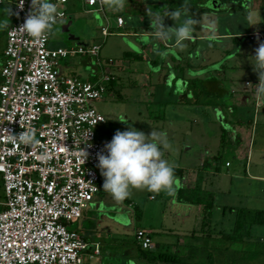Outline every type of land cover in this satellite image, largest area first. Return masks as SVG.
<instances>
[{
  "label": "rangeland",
  "instance_id": "1",
  "mask_svg": "<svg viewBox=\"0 0 264 264\" xmlns=\"http://www.w3.org/2000/svg\"><path fill=\"white\" fill-rule=\"evenodd\" d=\"M171 2L173 3L170 5L173 4L175 7L174 5L179 0ZM181 3L195 11L189 13L195 18L200 19L207 16L215 20L218 25V34L232 35L220 38L218 41L215 39L195 43L185 41L186 47L184 49L174 48L173 51H170L166 49L167 44L163 42L152 40L149 36L144 38L137 36L134 33L136 29L129 26V22H132L133 19L127 10L114 12L105 6V11L110 16L109 30L112 34L104 37L101 32L102 27L107 26L105 17H102L103 24L98 16L100 13L88 12L90 8L85 7L78 0H72L68 5L67 32H62L64 23H57L54 26L55 35H51L49 45L87 50L98 44L102 48L98 58L80 54L61 59L60 66L62 69H72L76 77L87 82L100 80L102 71L106 72V69H110L109 71L119 78L115 81L118 91L111 92L108 89L104 99L95 103L98 111L106 119V122L99 125L96 130L101 140L112 139L117 130L125 131L131 126L145 134L150 133L151 130L166 132L171 144H175L180 151L185 149L186 145H191L189 152H184L183 156L193 157V159L199 155L195 149L200 146L199 143L202 140L210 141L219 150L216 161L220 172L216 173L217 175L207 176L199 167L201 180L197 187L193 185L192 190L185 188L182 191V196L188 202L202 200L207 204L213 201L214 207L211 210V215L207 217L206 221L204 220V225L207 224L206 227L203 225V229L201 228L203 220L197 219L196 216L187 218V221L183 223V216L189 210L185 209V205L179 204L177 195L171 197L164 192L154 194L146 190L133 189L129 198L134 200L137 206L132 208L127 205L128 202L126 201L117 202L113 198L107 199L111 195L103 191V194L108 196L106 204L99 214H106L107 221L105 224L111 228L110 231L98 232L99 229H96L97 231L94 232L89 227L88 222L84 223V230H80V220L68 225L69 230H79L80 235L88 243L91 244L90 241L100 242L103 251L106 252H103L99 257L95 256L94 260L90 262L87 260L84 264H102L103 257L107 258L105 264H132V261L138 264H264L263 226H257L252 231L247 229L240 232L236 242L224 237V235L234 233L238 209L264 210V198H259L255 194L256 185L254 184L256 182L247 177L244 167L240 168L238 177L231 175L241 160L240 156L246 152L248 146L249 138L243 139L242 136L239 139L235 138L238 133L234 129V126L239 124L242 108L247 107L244 106V98L240 99L239 95L227 93L228 88L223 87L218 79L220 78L222 82L231 87L230 80L233 78V69H236L239 62L246 59L251 63L255 49L264 43L262 38L253 41L249 37L250 33L254 32H260L264 35V0H182ZM168 5L157 1V3H150L148 7L153 13L163 14ZM126 7L130 10L141 11L142 14L147 11L144 0H128ZM205 7L213 11L201 14L200 12ZM7 8H9L8 5L0 4V24L7 20L9 25L19 20V16L13 11L14 14L8 17L5 11ZM248 10L258 15L259 24L249 26L246 21ZM119 15H123L126 19V25L123 28L117 25ZM169 25H175V21L171 19ZM5 29L0 27V52L6 41ZM150 29L152 28L150 27ZM196 29L198 33L208 34L199 26ZM171 47L173 48V46H169V48ZM207 48L209 51L206 53ZM159 52H166V55L162 57L158 54ZM210 52L213 54L212 58L208 56ZM204 56L209 59L208 63H216L218 68L216 65L211 67L212 69L217 68L218 76L209 82L206 80L203 83L199 80L188 84L189 92L184 91L182 93L186 94L189 99L194 98L197 94L198 102L196 105H183V102L180 103L176 100L174 89L171 90V87H175L177 84L173 82L175 80L169 79L165 83L163 77L169 73L173 74V72L184 76L189 70L198 71L195 66H204L205 59H202ZM98 62L101 66H98ZM189 67L192 70L188 69ZM133 69H137L138 72L133 73ZM141 71L146 74V78H142ZM91 72L94 73L93 76L90 75ZM174 75L176 74L174 73ZM151 77H153L154 84L152 87L157 94L154 98L148 93L149 85L146 84V88L143 90V85L139 84L143 80L147 82ZM160 79L162 80L159 82ZM176 81L178 82V79ZM235 81L238 84L243 83L245 78L240 77ZM126 89L132 91L128 92ZM186 90L188 89L186 88ZM170 92H172L171 95ZM192 93L193 96L191 97ZM249 99V108L256 109L253 99ZM184 100H186L185 97ZM260 101V108L263 107L262 110H264V99ZM175 108L176 111H174ZM122 117L126 123L118 119ZM221 117L230 123L222 126V122L219 120ZM209 118H213V120L208 122ZM133 120L135 125H132ZM171 120L177 121V125L179 120V124L183 125V128H180L181 130L177 128V132H173ZM263 120L264 118H261V121ZM204 128L205 130H203ZM203 131L205 134L201 135ZM262 136L263 132L259 127L258 143ZM170 155L172 157L170 162L176 164L175 155L173 153ZM226 162H229L233 167L227 168ZM178 164L180 162H177V166ZM252 171L257 173V168L254 166ZM98 172L100 174L99 169ZM261 173L264 174V169ZM101 180L102 188L104 182L102 176ZM4 199L5 195L1 185L0 200ZM186 206L189 208L191 204ZM195 207L193 208L195 209ZM94 212L91 210V214L88 212L86 214L92 215ZM116 222L121 223V225ZM138 229H145L153 233V241L158 248L147 251L150 256L159 253H177L179 262L163 263L157 261L152 263L144 259L135 237ZM257 242L263 244L257 249L259 254L250 256V251L256 249ZM90 253V251L84 252V256H89Z\"/></svg>",
  "mask_w": 264,
  "mask_h": 264
},
{
  "label": "built area",
  "instance_id": "2",
  "mask_svg": "<svg viewBox=\"0 0 264 264\" xmlns=\"http://www.w3.org/2000/svg\"><path fill=\"white\" fill-rule=\"evenodd\" d=\"M50 2L56 5L57 23L65 20L62 7L68 0ZM20 3H13L19 21L7 31L1 68L0 191L2 185L5 199L0 200V264H84L91 244L68 225L81 220L101 192L97 153L111 139L98 137L96 130L106 119L95 103L104 99L115 76L109 69L96 82L62 75L61 59L80 54L98 58L101 45L52 49L51 36L34 41L17 29L31 9V0H24L23 8ZM86 5L88 12L104 14L107 26L101 33L110 36L105 6L100 0H86ZM124 24L118 16V27ZM249 37L264 41L261 34ZM257 84L246 86L256 93ZM28 129L35 130L36 147L8 141L6 130L18 134ZM80 149L89 153L84 164L77 156ZM135 237L142 250L154 249L151 231L138 229ZM92 246L99 255L100 245Z\"/></svg>",
  "mask_w": 264,
  "mask_h": 264
},
{
  "label": "clouds",
  "instance_id": "3",
  "mask_svg": "<svg viewBox=\"0 0 264 264\" xmlns=\"http://www.w3.org/2000/svg\"><path fill=\"white\" fill-rule=\"evenodd\" d=\"M23 2L24 0H21L19 7L23 8ZM100 3L114 12H122L127 0H100ZM5 11L8 17L14 14L11 8ZM15 14L18 16V13ZM147 14L152 31L145 33L155 41L164 43L174 41V47L177 49L182 50L186 47L184 42L192 40L197 26L208 33L210 39L216 38L217 22L207 16L200 19L191 16L186 6L164 14L151 11ZM165 17H170L175 21V25L166 27ZM246 21L249 26L260 23L258 15L251 10L247 11ZM56 24L55 4L50 0H31V9L23 25L17 29L39 42L55 35L54 26ZM0 27L7 28V20L0 24ZM158 54L163 57L166 52ZM251 64L259 79L255 95L257 99H264V43L255 49ZM118 119L126 123L124 117ZM6 131L7 139L11 143H20L30 148L40 143L34 129L23 130L18 134ZM88 146L92 145L89 143ZM166 151H174V149L164 131L151 130L150 133L145 134L131 126L125 131L117 130L111 141L104 145V150L97 153V167L104 178L103 191L117 202H123L129 198L133 189L146 190L154 194L164 192L168 196L175 197L181 185L175 174L177 166L164 158ZM77 156L84 164L89 153L80 149Z\"/></svg>",
  "mask_w": 264,
  "mask_h": 264
},
{
  "label": "crops",
  "instance_id": "4",
  "mask_svg": "<svg viewBox=\"0 0 264 264\" xmlns=\"http://www.w3.org/2000/svg\"><path fill=\"white\" fill-rule=\"evenodd\" d=\"M72 0H68V3L65 4L62 8H64V10L66 11L67 13V17L65 20L59 22V23H64V26L62 28V32L63 33H66L67 30H68V26L66 24V22L68 21L69 19V16H68V5L70 4ZM81 2V4H84L85 7L87 6L86 5V0H78ZM128 1V0H127ZM146 1V5H147V11L144 12V14H142L143 12L141 11H137L136 9H128V7L125 6V11L127 10V12L129 13V16L133 19L132 22H129V26L131 28H135L136 30L134 31L135 34H137V36H141V37H147L149 36L147 33L145 32H150L152 31V29H150V18L147 14L149 10V7L148 5L150 3H157L160 2L161 4H166L167 2H171L173 0H144ZM182 0H179L178 3H176L173 8V10H177V9H180L182 6H184V4L181 3ZM209 2V1H208ZM14 0H2L0 2V4H6L9 6V8H11V10L15 13L14 11ZM173 3V2H172ZM88 8H91L89 6H87ZM187 7V6H186ZM127 8V9H126ZM188 8V7H187ZM189 10V13L190 11L192 12H195L194 10H191L190 8H188ZM210 10V11H208ZM213 10L211 9H207L206 7L200 12L201 14L203 13H211ZM139 12V13H137ZM166 13V11L164 12ZM163 13V14H164ZM107 14V13H106ZM99 18L102 20L103 24H104V21L102 19V17H105L104 14H98ZM109 16V15H108ZM121 17L124 18L123 15H119ZM110 17V16H109ZM167 18V19H166ZM126 20V19H124ZM19 21V20H18ZM15 22V23H11L8 25V27L5 29V35H6V41H5V45L3 47V49L1 50L0 52V60L2 62V65L0 66V73H1V68L2 66L4 65V52H5V48H6V44H7V31L8 29L18 23ZM165 21V24H167L168 27H171V26H174V25H169L171 19L170 17H165L164 19ZM137 23V24H136ZM126 25V21H125V24L124 26ZM166 26V27H167ZM104 28V27H102ZM123 28V27H122ZM133 28V29H134ZM258 32H254V33H250V34H256ZM232 35V34H231ZM227 33H224V34H218L216 33V38L215 40H219L220 38H225L226 36H231ZM240 36H243V35H240ZM239 36V37H240ZM210 38H209V34H201V33H198L197 29L195 30V32L193 33V38L192 40H190V42H206L208 41ZM210 40H213V39H210ZM164 43V42H163ZM166 45V49L167 50H170V51H173L174 50V41H169ZM50 48L52 49H58V48H63V49H68V48H65V47H61V46H53L52 44L49 45ZM169 46H173V48H169ZM70 49H75L74 47H71ZM201 51V50H200ZM208 48L206 50V53L208 52ZM213 52V50H212ZM212 52H210L208 54V56L210 58L213 57V54ZM214 53V52H213ZM181 54V53H179ZM202 55H205L204 53H201ZM202 59H205V63H204V66L202 67H197L195 66V68L198 70V71H190L187 72V74H185L184 76L182 74H177L176 72H173V74H167L163 77V80L165 81V83L169 80V79H174L175 83H177L174 86L171 87V90L174 89V93L177 97V101L180 102V103H184L183 105L185 104H193V105H196L197 102H198V99H197V94H195V97L192 98V99H189L186 97V94L184 95V91H188L189 92V87H188V84L194 82V81H203L206 82H209L210 80H212L215 76H218V70H216L218 68V66L216 65V63L214 62H209V59L204 56V58ZM206 64V65H205ZM189 65V64H188ZM212 65H216L217 68H213L212 69ZM210 66V68H209ZM188 69H191L190 67ZM59 70H60V73L64 76H73V77H76L74 74V71L70 68H67V69H62L61 66L59 67ZM110 70V69H109ZM192 70V69H191ZM138 72L137 69H133L132 72L135 73V72ZM136 72V73H137ZM196 72H198L196 74ZM174 73L176 75H174ZM153 74V73H152ZM90 75H94L93 72H91ZM141 75H142V78H146V74L144 72L141 71ZM172 75V76H171ZM192 75V76H191ZM116 76V75H114ZM171 76V77H170ZM154 77V76H153ZM153 77L150 78V80L148 79V81L146 82V80H143V81H140L139 84L143 85V90H145L146 88V84L147 86L149 85V95L154 98V96H157L156 94V91L154 89V87H152L154 84H153ZM240 77H244L245 78V81H243V83H236V79L237 78H240ZM254 77V78H253ZM79 78V77H77ZM141 78V80H142ZM217 78V77H216ZM234 78V79H233ZM233 78H231L230 80V83L232 84V86H228L227 83H224L222 82V80L219 79V82L220 84L225 87V88H228V92L229 94H233V95H239L240 99H245L244 101V106H246L247 108H242L243 111H241V118L239 120V124H237V126H234V129H236V132L238 133V135L235 136V138L239 139L240 136L243 137V139H248V146H247V150L246 152H244V154H242L240 156L241 160L239 161V163L237 164L238 166L234 169V171L231 173V175L233 177H238L239 174H240V168L241 167H244L245 168V173L246 175H248L247 177L250 178V180L256 182L254 185H256V191H255V194L259 197V198H264V195H262L264 193V191H262V189H264V174H262V170L264 169V120L261 121V118H264V110L263 107L262 108H258L256 106L257 104V99H256V95L255 92L253 91L252 88H249L246 86V83L247 82H250L251 84H255V83H259V79H258V74L256 72L253 71V65L249 62V60H244L243 62H239L237 65H236V69H233ZM119 78H117L116 76V81L118 80ZM178 79V82L176 81ZM162 79L159 80V82L161 81ZM250 80H253V81H250ZM155 81V80H154ZM155 83V82H154ZM202 83V82H201ZM116 85V82L114 83H110V85L108 86V89L111 90V92H117V85ZM169 86V85H168ZM111 87V88H110ZM116 87V88H115ZM188 90H186V88ZM115 88V89H114ZM140 88V87H139ZM141 89V88H140ZM126 91L130 92L132 90H128L126 89ZM225 91V90H224ZM122 92V91H121ZM187 92V94H188ZM170 95L172 94V92L169 93ZM193 96V93L191 94V97ZM184 97L186 98V100H184ZM190 97V98H191ZM249 98H252L253 99V103H255V106H256V109L252 110L250 109V99ZM194 100V101H193ZM260 100H263V99H260ZM249 103V104H248ZM260 105H261V101H260ZM177 109L175 108L174 111H176ZM199 113L201 115V110L199 109ZM129 119L131 120L132 122V119L129 117ZM216 119V118H215ZM210 120L212 121L213 118H209V120H207L208 122H210ZM218 120V119H216ZM221 122H222V126L223 125H226L227 123H230L226 120L223 119V117H221L219 119ZM223 121H225L223 123ZM171 128H173V132H177L176 129L179 128V130H181L180 128H183L182 126L183 125H180V121L178 120V125H177V121L175 120H171ZM195 122V121H194ZM183 123V122H182ZM132 125H135L134 124V120H133V124ZM221 126V128H223ZM259 127H261V131L263 132V136L261 138V140L259 141V143L257 142V134L259 132ZM205 130V128L203 129ZM205 134V131H203L201 133V135ZM242 139V140H243ZM200 146L195 149L196 152H197V155L199 153V155L197 156V158H194L193 157H189V156H183L184 152L188 153L189 150L191 149V145H186L182 151L179 150V148H177V146L175 144L172 143L173 145V149L174 151H166L165 152V155H164V158L167 159V160H171L172 157H171V153H173V155H175V159L177 160L176 161V166H177V162H180V164H178V166L176 167V169H179L181 170V174L179 175H176V177L178 178L179 180V183L181 185V187L179 188V191L177 193V196H178V202L180 205H185V209L186 210H189L188 212H186L185 216H183V223H185L187 220V218H190L191 216H196L197 219H200L201 221L203 220V224H201V228L203 229V225H204V220L206 221V213H205V205L202 204V205H195L192 203V201L189 203L188 200L182 196V191H184L185 188H190L191 190L194 188V186L197 187L199 181L201 180V171L199 169L202 168L203 170V173H206L207 176H211V175H217L216 173H219L220 172V169L218 168V163L216 161L217 159V155L219 153V150L216 149L217 147H215L214 145H212V143L210 141H207V140H202L200 141ZM183 157H186L185 159ZM238 158V156H237ZM196 163H195V162ZM194 164V165H192ZM227 164H230L229 162H226L225 166L227 168H231L233 167V165H229L227 166ZM255 166V168H257V173H253V167ZM100 184H102V180L100 181ZM102 192V193H101ZM101 192L96 196V198L94 199V201L92 203L89 204L88 208L84 211V215H83V218L79 221L80 224H79V228L80 230H84L83 227H84V223H89V227L95 232L97 231L96 229H99L98 232H106V231H110L111 228L109 226H106L105 222L107 221V217H106V214L105 215H100L99 212L103 209V206L106 204V198H107V194H103V190L101 188ZM214 192V190H213ZM229 192V191H228ZM227 192V193H228ZM227 195V194H226ZM107 199H112L111 196H108ZM126 202H128V206L129 207H132V208H135L137 206L136 202L130 198H127L126 200H124ZM204 203V202H203ZM191 204V207L187 208L186 205H189ZM193 205V206H192ZM194 206L195 209L193 208ZM179 207V206H178ZM226 209V208H225ZM234 209V208H233ZM91 210H94L95 212L90 215V211ZM235 210V209H234ZM233 211V210H232ZM86 212L90 213V214H86ZM98 213V214H97ZM118 225H121V223L119 222H116ZM205 227L207 226V224L204 225ZM74 230V229H73ZM77 231V230H75ZM204 231V230H203ZM79 232V230L77 231ZM80 234V233H79ZM91 242V246H90V254L89 256H86V261L87 262H90L92 260H94L95 256L96 257H99L104 253H106L105 251H103L102 249V246H101V243L100 242H97V241H90ZM90 244V243H89ZM92 244H99L100 247H101V252L99 255H96L94 253V247L92 246ZM155 244V243H154ZM157 249L158 246H156L155 244V247L154 249ZM93 250V252H92ZM108 251V250H106ZM178 251V250H177ZM90 255H93L92 257H90ZM103 260V263L102 264H105V262L107 261V258L103 257L102 258ZM132 264H138L137 262L135 261H132ZM147 264H150V263H147Z\"/></svg>",
  "mask_w": 264,
  "mask_h": 264
},
{
  "label": "trees",
  "instance_id": "5",
  "mask_svg": "<svg viewBox=\"0 0 264 264\" xmlns=\"http://www.w3.org/2000/svg\"><path fill=\"white\" fill-rule=\"evenodd\" d=\"M170 3H172V2H167V4H169V5L166 8V12L173 11V8H174L173 4L170 5ZM235 39H237V36H235ZM115 81H116V78L111 83H114ZM1 83H2V76L0 73V85H1ZM181 173H182L181 170L175 169L176 175H179ZM192 203L195 205L204 204L205 205V213H206L205 216H206V218L209 217V215H211V210L214 207L213 201L206 204L205 202L203 203L202 200H199V201L197 200V201H193ZM257 226H263L264 227V210H251V209L240 208L236 212V221H235L234 233L224 235V237H226V238L228 237V240H230V241L234 240V242H236L238 234L240 232L246 231L247 229L249 231H252L253 228L256 229L255 227H257ZM243 242H246V241H243ZM261 245H263V244H261L260 242H257V247L254 251H250V254H251L250 256L259 254V251L257 249H259V246H261ZM140 252H141L142 257H144V259H147L152 263L157 262V261H160L163 263H178L179 262V260L177 258L178 257L177 253L176 254L159 253L158 255L150 256L147 251H144L141 248H140Z\"/></svg>",
  "mask_w": 264,
  "mask_h": 264
},
{
  "label": "flooded vegetation",
  "instance_id": "6",
  "mask_svg": "<svg viewBox=\"0 0 264 264\" xmlns=\"http://www.w3.org/2000/svg\"><path fill=\"white\" fill-rule=\"evenodd\" d=\"M257 34H261L264 37V35L260 32H258ZM256 39H259V38H256ZM256 39H254L253 41H255Z\"/></svg>",
  "mask_w": 264,
  "mask_h": 264
},
{
  "label": "water",
  "instance_id": "7",
  "mask_svg": "<svg viewBox=\"0 0 264 264\" xmlns=\"http://www.w3.org/2000/svg\"><path fill=\"white\" fill-rule=\"evenodd\" d=\"M165 22V21H164Z\"/></svg>",
  "mask_w": 264,
  "mask_h": 264
}]
</instances>
